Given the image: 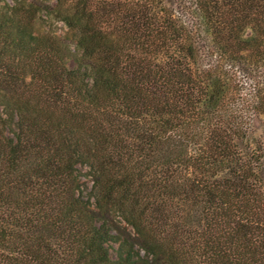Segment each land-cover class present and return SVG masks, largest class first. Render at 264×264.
<instances>
[{
  "label": "trees",
  "instance_id": "1",
  "mask_svg": "<svg viewBox=\"0 0 264 264\" xmlns=\"http://www.w3.org/2000/svg\"><path fill=\"white\" fill-rule=\"evenodd\" d=\"M0 264H264V0H0Z\"/></svg>",
  "mask_w": 264,
  "mask_h": 264
},
{
  "label": "rangeland",
  "instance_id": "2",
  "mask_svg": "<svg viewBox=\"0 0 264 264\" xmlns=\"http://www.w3.org/2000/svg\"><path fill=\"white\" fill-rule=\"evenodd\" d=\"M54 30H55V33L60 36V37H63L64 36V33H65V29L62 27L61 24H55L54 25Z\"/></svg>",
  "mask_w": 264,
  "mask_h": 264
}]
</instances>
